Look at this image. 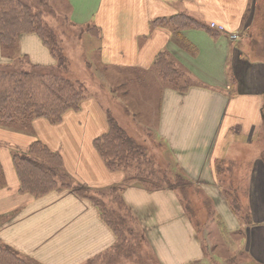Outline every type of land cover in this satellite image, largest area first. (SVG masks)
<instances>
[{"label":"crops","instance_id":"obj_1","mask_svg":"<svg viewBox=\"0 0 264 264\" xmlns=\"http://www.w3.org/2000/svg\"><path fill=\"white\" fill-rule=\"evenodd\" d=\"M62 1L73 24L99 29L101 64L119 72L126 90L119 108L108 81L110 109L92 95L58 124L38 118L25 130L0 127V247L38 264H86L116 244L100 210L74 190L40 197L21 190L14 156L40 141L61 155L77 184L121 188L161 264L206 259L198 208L247 262L264 264V0ZM182 18L199 25L187 27ZM20 47L34 64L55 62L36 34L22 36ZM161 55L188 79L186 90L163 81ZM110 118L135 141L147 135L145 142L156 143L155 157L183 187L151 189L130 169L110 170L95 146ZM184 188L203 205H184Z\"/></svg>","mask_w":264,"mask_h":264},{"label":"trees","instance_id":"obj_2","mask_svg":"<svg viewBox=\"0 0 264 264\" xmlns=\"http://www.w3.org/2000/svg\"><path fill=\"white\" fill-rule=\"evenodd\" d=\"M181 22L187 27L199 25L191 18H182ZM96 29L100 34L99 29ZM28 33L37 34L58 62L55 67L32 66L31 71H7L0 67L2 127H27L38 118H45L51 124H58L66 112L78 110L84 100L78 83L61 75L62 71H66L65 59L61 56L52 30L43 23L40 14L34 11L29 2L0 0V43L5 47L14 46L22 34ZM156 67L166 84L179 87L182 91L189 86L185 75L178 71L165 55L158 57ZM183 80L187 86L182 87L180 81ZM109 126V132L96 140L98 152L110 170H133V160L144 158L146 150L137 144L115 119H109ZM14 162L23 192L40 197L53 190H74L80 197L89 199L113 229L117 240L112 249L115 251L128 249L129 224L137 221L124 201L120 187L97 192L77 183L73 184L71 176L63 170L61 155L51 151L40 141L32 144L28 155H15ZM154 175V172H151L149 178L136 176V179L151 189L174 186L170 181L158 178L160 174L153 177ZM2 178L3 170L0 164V182ZM177 178V185L185 184L181 176ZM0 263L38 264L33 260L21 258L4 246L0 247Z\"/></svg>","mask_w":264,"mask_h":264},{"label":"rangeland","instance_id":"obj_3","mask_svg":"<svg viewBox=\"0 0 264 264\" xmlns=\"http://www.w3.org/2000/svg\"><path fill=\"white\" fill-rule=\"evenodd\" d=\"M22 1L29 2L34 8V11L40 14L43 23L52 30L61 56L65 59L66 71H62L61 75L72 80L74 83H78V86L81 87L84 94V100L92 95H96L108 109H110V102H107L108 97L106 94L107 91H110L108 85H112L111 83H113V88L118 90V95L115 97L116 101L114 99L113 102L119 108L121 94L126 88L124 89L121 86L119 72L105 71L101 64L99 55L100 34L97 32V29L90 25L79 26L73 24L68 18L69 8L62 0ZM24 35L26 34H22L19 37L14 46L5 47L0 43V67L2 69L7 71H31L32 66L46 68L57 65L58 59L54 57L48 47V50L54 58V64L45 66L32 63L30 57L24 54L20 47V39ZM180 83H184V80L182 82L180 81ZM78 86L76 85V87ZM84 100L81 102V105ZM80 107L78 110H80ZM139 121L145 120L141 118ZM0 127L2 128V126ZM3 128H12L20 131L25 130L28 126L22 128L3 126ZM144 136L145 139L143 140ZM138 137L136 139L138 141H134L146 150V156L144 158H136L135 161L133 160L132 174H135L137 177L149 178L150 173L154 172L155 175L153 177L160 174L158 178H164V181H170L174 186L177 185V176L179 175L175 174L174 170L167 169L163 164L164 160L162 161L159 157H155L158 145L156 143L149 144L148 141L145 142L147 138L149 139L147 135ZM72 183H76L73 178ZM178 185L183 187L184 184L181 183ZM184 190L186 192L183 195L184 200H182L184 205L188 207H201L203 205L201 199H192V195L188 191L189 188H184ZM195 212L198 223H200L199 226H201L200 234L205 239L204 247L207 252V257L200 262L191 264H251L240 255V252L233 246L231 241L220 239L218 236L219 232L215 225L211 223V220L206 214L207 212L203 208L195 209ZM129 226L130 231L127 236L128 249L121 251L109 250L86 264H161L156 258L154 250L149 244V240L145 237L141 240L143 233L138 229L137 223H130Z\"/></svg>","mask_w":264,"mask_h":264},{"label":"built area","instance_id":"obj_4","mask_svg":"<svg viewBox=\"0 0 264 264\" xmlns=\"http://www.w3.org/2000/svg\"><path fill=\"white\" fill-rule=\"evenodd\" d=\"M211 28L216 29L218 32L226 33V29L223 26H219L213 23L211 24ZM230 38L232 40L237 39V34H230Z\"/></svg>","mask_w":264,"mask_h":264}]
</instances>
